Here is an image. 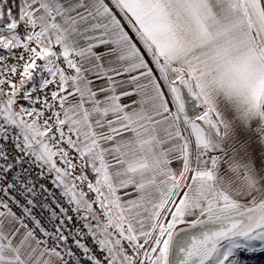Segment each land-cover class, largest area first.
<instances>
[{
    "label": "snow or ice",
    "instance_id": "6c2138e0",
    "mask_svg": "<svg viewBox=\"0 0 264 264\" xmlns=\"http://www.w3.org/2000/svg\"><path fill=\"white\" fill-rule=\"evenodd\" d=\"M260 254L264 0H0V264Z\"/></svg>",
    "mask_w": 264,
    "mask_h": 264
},
{
    "label": "crops",
    "instance_id": "0c3cea01",
    "mask_svg": "<svg viewBox=\"0 0 264 264\" xmlns=\"http://www.w3.org/2000/svg\"><path fill=\"white\" fill-rule=\"evenodd\" d=\"M257 262L258 264H264V257H262L261 254L255 258L254 264H257Z\"/></svg>",
    "mask_w": 264,
    "mask_h": 264
},
{
    "label": "rangeland",
    "instance_id": "374dc122",
    "mask_svg": "<svg viewBox=\"0 0 264 264\" xmlns=\"http://www.w3.org/2000/svg\"><path fill=\"white\" fill-rule=\"evenodd\" d=\"M262 257H264V254H261Z\"/></svg>",
    "mask_w": 264,
    "mask_h": 264
}]
</instances>
